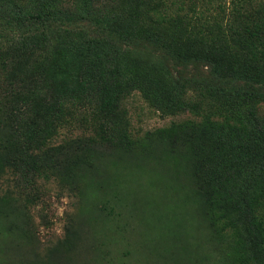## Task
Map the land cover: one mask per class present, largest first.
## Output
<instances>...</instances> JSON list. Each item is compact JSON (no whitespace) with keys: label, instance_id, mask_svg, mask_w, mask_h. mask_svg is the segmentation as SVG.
<instances>
[{"label":"trees","instance_id":"obj_1","mask_svg":"<svg viewBox=\"0 0 264 264\" xmlns=\"http://www.w3.org/2000/svg\"><path fill=\"white\" fill-rule=\"evenodd\" d=\"M224 1L0 0V178L80 184L102 147L169 159L185 180L177 208L197 199L223 263L264 264V0ZM188 67L206 74L183 76ZM134 91L159 113L192 116L133 134L123 104ZM86 111L98 131L55 143ZM15 198L0 192V234L23 239ZM100 214L91 221L109 230L112 212ZM75 246L69 226L28 264H63Z\"/></svg>","mask_w":264,"mask_h":264},{"label":"rangeland","instance_id":"obj_2","mask_svg":"<svg viewBox=\"0 0 264 264\" xmlns=\"http://www.w3.org/2000/svg\"><path fill=\"white\" fill-rule=\"evenodd\" d=\"M197 6L201 8V2ZM167 64L177 77V65ZM205 74V67H188L182 72L183 76L198 79ZM123 107L133 134L168 127L192 116L189 112L159 113L138 91L126 97ZM89 111L72 126L61 129L55 143H70L76 137L95 134L98 129ZM158 143L169 141L163 137ZM99 149L104 154L95 158L96 168L86 173L80 184L71 178L67 181L38 177L30 186L17 182L13 175L0 178V192L10 191L16 196L10 206L26 214V219L17 221L19 229L26 231L23 239L0 234V264L34 261L35 254H44L49 246L65 237L69 226L75 230L76 246L71 258L61 259L63 264H177V254L184 252H190V256L184 254L185 264H224L221 254L225 247L206 242L207 229L199 226L204 214L197 199L182 196L183 206L177 208V184L185 180L181 181V170L177 177L172 160L120 159L109 148ZM108 211L112 212L107 216L109 230L91 221L92 213H102L104 217ZM183 215L186 223L177 230V220ZM180 247L186 251H177Z\"/></svg>","mask_w":264,"mask_h":264}]
</instances>
